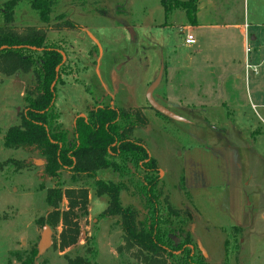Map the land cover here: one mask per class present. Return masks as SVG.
<instances>
[{
	"label": "rangeland",
	"instance_id": "obj_1",
	"mask_svg": "<svg viewBox=\"0 0 264 264\" xmlns=\"http://www.w3.org/2000/svg\"><path fill=\"white\" fill-rule=\"evenodd\" d=\"M10 1L0 0V27L21 35L42 28L46 44L65 53L55 100L59 125L51 113L60 142L61 131L71 136L76 118L89 116L98 106L143 110L147 124L135 128L133 138L145 145L160 169L155 194L162 232L173 241L172 249L187 245L193 255L191 262L187 254L173 250L174 256L160 261L264 264V42L253 44L245 55V46L237 42L226 49L223 30L211 27L198 29L207 36L200 41L186 10L175 7L189 0H55L47 23L34 11L35 0H15L7 25L3 12ZM200 5V23L210 26L216 2L201 0ZM217 10L234 11L237 18L249 15L258 24L252 15L264 19V0H218ZM67 22L81 28L59 30ZM188 29L198 43L191 49L185 45ZM258 29L264 35V27ZM216 33L222 40L210 38ZM246 57L258 74L247 68ZM229 64L246 67L248 82L245 76L236 81L239 70L227 68ZM162 70L155 99L185 121L191 120L190 106H195L194 124L167 118L149 105L147 91ZM170 80L173 92L165 102ZM36 86L33 70L12 76L0 72V264H68L78 257L90 264H145L149 254L126 249L120 217L91 214L81 206L71 217L80 229L77 242L69 244L70 228L61 219L51 228L53 246L39 257L43 228L53 212L47 194L59 185L94 193L96 181L113 183L124 190L121 205L136 212L141 230H149L155 216L146 196L151 176L132 163L119 162L120 172L108 170L74 183L66 171L57 179L43 178L38 152L4 146L5 134L21 124L25 98ZM131 119L135 117L127 118L126 127ZM95 201L102 204L100 212L107 209V197ZM69 210L70 200L64 197L60 211Z\"/></svg>",
	"mask_w": 264,
	"mask_h": 264
},
{
	"label": "trees",
	"instance_id": "obj_2",
	"mask_svg": "<svg viewBox=\"0 0 264 264\" xmlns=\"http://www.w3.org/2000/svg\"><path fill=\"white\" fill-rule=\"evenodd\" d=\"M16 1L4 5V19L10 24L14 16ZM165 0L163 1V3ZM198 0L176 3V8L186 10L189 23H197ZM57 5L55 0H35L33 9L40 13L43 23L49 21V15ZM168 12V10H167ZM59 30H79L81 27L67 22ZM46 32L43 29H29L24 35L10 27H0V72L12 76L19 72L25 74L33 70L37 76V86L32 94L25 98L26 112L21 118V124L11 127L4 136V146L8 149L25 148L36 151L43 158L42 177L57 179L61 172L66 171L74 183L79 179H95L100 171L113 170L120 172L121 163H132L143 169L151 179L147 186V198L154 208V220L149 230H141L137 224V214L130 208H124L120 202L121 186L98 180L94 190L98 196H107L109 206L102 217H120L122 230L126 239V249L137 248L145 264H165L161 258L165 255L174 256V251L187 254L192 262V251H187V245L172 249L173 241L162 232L161 218L155 192L160 182V171L148 152L139 141L130 138L129 132L135 128L144 127L147 119L140 109L122 112L113 107H100L92 111L89 117H79L75 121V146L65 148L57 138V132L51 125V113L55 114L58 124L59 115L55 112L56 89L64 70L65 53L63 50L46 44ZM128 116V117H126ZM129 117H135L128 122ZM132 122V123H130ZM56 127H58L56 125ZM63 131H61L60 134ZM64 197L70 200V210L60 211ZM47 203L53 212L46 220L50 228L57 226L62 219L70 228V245L77 242L80 234L78 225L73 224L71 217L78 207L86 212L89 209V191L87 188L64 190L62 185L50 189ZM174 250V251H173ZM166 260V259H165ZM68 264H90L86 258L78 257L69 260Z\"/></svg>",
	"mask_w": 264,
	"mask_h": 264
},
{
	"label": "crops",
	"instance_id": "obj_3",
	"mask_svg": "<svg viewBox=\"0 0 264 264\" xmlns=\"http://www.w3.org/2000/svg\"><path fill=\"white\" fill-rule=\"evenodd\" d=\"M216 2V14H217V16H216V19L213 21V22H211L209 25L210 26H207V25H202L201 23H200V18H199V14H200V11H201V9L199 8L201 5H200V3H201V0H198V4H197V25H194V26H192L191 27V25H190V27L192 28V31H193V33L197 36V38L199 39L200 38V41H206L207 40V36H206V34H198V29L199 30H202V29H206V28H209V27H211V28H221L222 30H223V34L221 35V36H224V40L222 41V45H224V47L226 48V49H228V48H232V46L234 45V43L235 42H237L238 43V45H244L245 46V48H246V39L248 38L249 40H250V47L252 48V45L253 44H256L257 43V45H261L262 44V42H264V35H263V33H262V31L261 30H259L258 29V27H264V24H259V23H262V21L264 20L262 17H260V16H253L252 15V19H253V21H255V23H258V24H253L254 22H252V21H250V18H249V15H244L243 13L240 15V17L239 18H237L238 16L235 14L236 12H226L225 11V13L223 14V12H218V10H217V7H218V0H213V3L215 4V2ZM253 12H254V10H253ZM253 12H252V14H253ZM226 23V24H225ZM222 24L224 25V26H222ZM254 25H256V26H254ZM42 29V28H41ZM230 30H233V31H230ZM197 31V32H196ZM229 32H233V33H229ZM216 36H214V38H212V37H210L211 39H215V40H218V39H220V38H218V33H216L215 34ZM218 39H217V38ZM220 40H222V39H220ZM196 44H198V43H196ZM186 45V44H185ZM195 46V45H194ZM193 46V47H194ZM186 47L187 48H189V49H191V48H193V47H188L187 45H186ZM64 52V51H63ZM245 53H246V50H245ZM245 55H247V54H245ZM248 60H249V57H246V63H249L248 62ZM250 60H251V58H250ZM235 63V62H234ZM253 64V63H252ZM234 65V70L233 71H235L237 68H238V70L239 71H235V73H237V75H236V81H242V79H243V77L245 76V79H246V81L248 82V80H247V77H248V73H247V71H246V67H244V69H242L243 67H241V65L240 64H229L228 66H227V68H231L232 66ZM259 65H261V64H259ZM256 66H258V65H256ZM181 68V67H180ZM180 68L179 69H175V72H180L179 70H180ZM243 70V71H242ZM160 75V74H159ZM232 76V75H231ZM159 77V76H158ZM171 81V80H170ZM172 82L173 81H171V82H169V86H168V89H167V91H166V98L164 97V101L165 102H167V100H168V97L170 96V94H172ZM171 84V85H170ZM177 85H178V83H176ZM177 85H175V87L177 88ZM233 92V91H232ZM228 93H230V92H228ZM235 92H233V94H234ZM154 96H155V94H154ZM200 96V95H199ZM203 97L205 96V95H202ZM156 100H157V98H156ZM157 102H159L158 100H157ZM161 105H163L161 102H159ZM188 103H193V102H188ZM164 107H166L165 105H163ZM100 107H103V106H98L97 108H100ZM191 108L190 109H192L190 112H193V116H192V118H191V120L190 119H188L187 121H186V123L187 124H194V122H195V106H190ZM97 108H95L94 110H96ZM167 108V107H166ZM167 109H169V108H167ZM93 110V111H94ZM169 110H171V109H169ZM142 112H143V110H141ZM55 112H57L58 113V111L55 109ZM197 113V112H196ZM58 115H59V113H58ZM91 114H89V116H90ZM89 116H87V117H89ZM77 118H79V117H77ZM76 118V119H77ZM86 118V117H85ZM58 123H59V120H58ZM59 125V124H58ZM75 125V124H74ZM60 127V126H59ZM61 128V127H60ZM61 130H63L62 128H61ZM63 135H64V139L62 140V143L65 145V148H71V147H74L75 146V131H73L72 132V134H71V136L70 135H68L69 134V132L67 131V133H66V131H64L63 130ZM133 133H134V131H132V132H129V136H130V138L131 139H133L134 141H137V140H135L134 138H133ZM223 134L224 133H227V131H223L222 132ZM61 137V136H60ZM58 139V138H57ZM60 139V138H59ZM140 142V141H139ZM142 143V142H141ZM153 159V158H152ZM154 161H155V159H153ZM155 163H156V165H157V167H158V164H157V162L155 161ZM158 169H159V167H158ZM106 171H108V170H106ZM159 171H160V169H159ZM101 172H105V171H100L99 173H98V175H100L101 174ZM109 172H107L106 174H108ZM107 181H110L109 179L107 180ZM122 191H124V190H122ZM120 195H121V193H120ZM105 197H107V196H98L97 195V193L96 192H94V193H92V192H89V212L92 214V213H94V214H101V216H102V214L104 213V211L103 212H100V205H102V204H99V202H97L96 204H95V200H96V198H105ZM108 198V197H107ZM109 199V198H108ZM106 205V204H105ZM108 206H109V202H108V204H107V208H108ZM106 211V210H105Z\"/></svg>",
	"mask_w": 264,
	"mask_h": 264
},
{
	"label": "water",
	"instance_id": "obj_4",
	"mask_svg": "<svg viewBox=\"0 0 264 264\" xmlns=\"http://www.w3.org/2000/svg\"><path fill=\"white\" fill-rule=\"evenodd\" d=\"M162 74L163 70L161 71L159 77L156 79V81L150 86V88L147 91V101L151 108H153L157 113L170 118L175 121H181V122H186L184 119L181 117L177 116L175 113H173L171 110L167 109L163 105H161L157 100L155 99V91L157 87L159 86L161 79H162ZM53 246V231L52 229L46 225L43 228V232L41 235V241L38 246L39 250V257L44 255L48 249H50Z\"/></svg>",
	"mask_w": 264,
	"mask_h": 264
},
{
	"label": "built area",
	"instance_id": "obj_5",
	"mask_svg": "<svg viewBox=\"0 0 264 264\" xmlns=\"http://www.w3.org/2000/svg\"><path fill=\"white\" fill-rule=\"evenodd\" d=\"M185 35V44L188 47H193L194 45H196L197 41L195 36L190 32V29H188L187 33L184 34ZM246 54L249 55L252 52V48L250 47V40L247 38L246 39ZM247 68L251 69L254 68V73L258 74V67H253L250 64L247 63Z\"/></svg>",
	"mask_w": 264,
	"mask_h": 264
}]
</instances>
